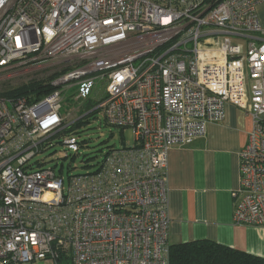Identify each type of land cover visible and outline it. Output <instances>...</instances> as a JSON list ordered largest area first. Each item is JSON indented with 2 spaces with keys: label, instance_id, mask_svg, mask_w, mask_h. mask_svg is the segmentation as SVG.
I'll use <instances>...</instances> for the list:
<instances>
[{
  "label": "built area",
  "instance_id": "built-area-1",
  "mask_svg": "<svg viewBox=\"0 0 264 264\" xmlns=\"http://www.w3.org/2000/svg\"><path fill=\"white\" fill-rule=\"evenodd\" d=\"M263 1L0 0V79L57 74L40 99L0 93V264H168L169 150L226 104L252 120L233 223L264 228ZM94 113L133 145L66 178L36 159L77 154L69 130Z\"/></svg>",
  "mask_w": 264,
  "mask_h": 264
},
{
  "label": "crops",
  "instance_id": "crops-1",
  "mask_svg": "<svg viewBox=\"0 0 264 264\" xmlns=\"http://www.w3.org/2000/svg\"><path fill=\"white\" fill-rule=\"evenodd\" d=\"M264 30V1L256 7ZM219 123H209L203 138L168 153V241L170 245L211 241L264 259V228L233 223L232 192L239 187V153L252 120L225 105Z\"/></svg>",
  "mask_w": 264,
  "mask_h": 264
},
{
  "label": "rangeland",
  "instance_id": "rangeland-1",
  "mask_svg": "<svg viewBox=\"0 0 264 264\" xmlns=\"http://www.w3.org/2000/svg\"><path fill=\"white\" fill-rule=\"evenodd\" d=\"M54 75L53 68L35 67L25 73L7 75L0 79V93L16 89L30 81L47 83L50 76ZM52 81V80H50ZM67 110L63 105L61 113ZM84 123L73 129V137L78 142L77 154L68 153L65 159L63 146L56 144L39 155L36 159L44 161L48 166L57 164V169L62 165V174L66 178L70 175H81L95 171L104 155L110 149H119L133 145V134L130 129L121 131L118 128L107 126L102 117L90 114L83 119ZM27 264H52L47 261H35Z\"/></svg>",
  "mask_w": 264,
  "mask_h": 264
},
{
  "label": "trees",
  "instance_id": "trees-1",
  "mask_svg": "<svg viewBox=\"0 0 264 264\" xmlns=\"http://www.w3.org/2000/svg\"><path fill=\"white\" fill-rule=\"evenodd\" d=\"M56 76L57 74L50 76L47 83L30 81L16 89L5 92L4 95L12 98L33 96V100L40 99L53 91L49 82ZM90 107H92V103L88 102L86 108ZM83 123V120L77 122L69 132ZM168 264H264V259L206 240L170 245Z\"/></svg>",
  "mask_w": 264,
  "mask_h": 264
}]
</instances>
